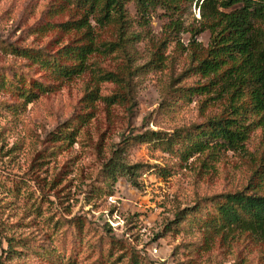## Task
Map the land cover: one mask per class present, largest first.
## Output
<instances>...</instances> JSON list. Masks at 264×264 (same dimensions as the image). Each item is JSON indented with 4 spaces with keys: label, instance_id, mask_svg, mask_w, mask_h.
<instances>
[{
    "label": "rangeland",
    "instance_id": "obj_1",
    "mask_svg": "<svg viewBox=\"0 0 264 264\" xmlns=\"http://www.w3.org/2000/svg\"><path fill=\"white\" fill-rule=\"evenodd\" d=\"M55 5L59 1L0 0V39L56 53L75 35L42 32L70 19L68 11L55 14ZM129 9L136 17L134 6ZM198 12L195 4L186 9L187 29L198 24ZM167 23L163 10L151 13L149 43L136 44L132 104L97 102L84 127L89 139L60 154H51L49 136L81 112L92 72L73 80L48 76L54 91L28 106L0 92V264H264V240L249 233L222 236L212 224L218 197L244 190L264 161V122L250 118L255 125L245 153H221L216 160L197 155L185 162L179 146L172 151L160 140H136L151 132L168 139L223 109L206 104L204 96L189 101L177 90L199 80L183 76L193 53L189 33L180 36L186 51L170 44L161 71L143 68L165 39ZM209 40L205 32L197 44L207 48ZM94 60L97 72L124 68L121 56ZM12 62L21 64L0 50V67ZM32 77L41 79V73L30 72L26 84ZM120 89L108 82L101 93ZM114 153L126 167H140L118 174L108 195L96 187Z\"/></svg>",
    "mask_w": 264,
    "mask_h": 264
},
{
    "label": "trees",
    "instance_id": "obj_2",
    "mask_svg": "<svg viewBox=\"0 0 264 264\" xmlns=\"http://www.w3.org/2000/svg\"><path fill=\"white\" fill-rule=\"evenodd\" d=\"M56 1L59 5H55L54 13L68 11L70 19L49 24L42 32L57 28L65 34L74 33L71 43L56 53H49L45 48L17 46L0 39V50L21 62L0 67V92L18 97L25 106L54 91V85L45 82L48 76L56 80H73L89 70L93 74L80 100L81 112L75 113L50 134L51 154H60L80 139H89L84 127L94 117L92 112L97 102L102 101L107 106L126 101L132 104L133 77L138 72L134 67V49L136 44L149 43L148 25L151 13L157 9L163 10L168 19L164 27L165 39L153 47L154 52L143 68L161 71L166 66V51L170 44L176 43L177 48L186 51L180 36L189 33L193 53L191 65L183 76L198 77L199 80L177 90L189 101L195 96H204L206 104H221L223 109L204 123L177 130L168 139H162L161 133L151 132L149 137L140 136L136 140L142 139L143 143L160 140L172 151L179 146L177 153L185 162L197 155H208L209 159L216 160L221 153L246 152L255 125L250 118H257L261 125L264 122V0ZM194 4L200 10V20L196 26L187 29L183 15ZM132 5L136 17L131 15L129 8ZM205 32L210 34V40L207 48H202L197 39ZM112 56H121L124 68L121 71L99 69L97 72L94 59ZM30 72L41 73V79L32 77L31 83L26 84L25 76ZM108 82L118 84L121 91L103 95L101 86ZM176 82L182 83V80ZM139 167H126L121 163L119 153H114L100 170L102 185L98 184L96 189L111 195L109 190L117 182V175L122 172L132 174V169ZM218 198L216 218L212 219L216 234L249 233L264 240V161L244 190ZM9 242L12 251L10 239Z\"/></svg>",
    "mask_w": 264,
    "mask_h": 264
},
{
    "label": "built area",
    "instance_id": "obj_3",
    "mask_svg": "<svg viewBox=\"0 0 264 264\" xmlns=\"http://www.w3.org/2000/svg\"><path fill=\"white\" fill-rule=\"evenodd\" d=\"M198 17L200 18V10H199V12H198Z\"/></svg>",
    "mask_w": 264,
    "mask_h": 264
}]
</instances>
